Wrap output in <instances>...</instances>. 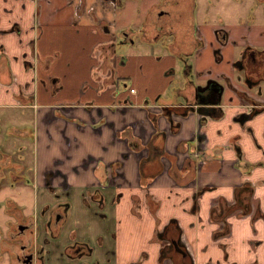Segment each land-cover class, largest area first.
Returning <instances> with one entry per match:
<instances>
[{
  "label": "crops",
  "instance_id": "1",
  "mask_svg": "<svg viewBox=\"0 0 264 264\" xmlns=\"http://www.w3.org/2000/svg\"><path fill=\"white\" fill-rule=\"evenodd\" d=\"M124 1L0 0V109L15 112L10 129L33 141L27 217L35 216L43 264H176L162 257L170 224L192 264H264V114L240 121L246 88L232 66L244 35L264 45V27L234 20L236 5L225 61L208 73L221 25H199V82L224 73L234 87L203 123V148L200 115L164 111L181 101L177 52L118 32ZM249 96L264 102V89ZM9 206L24 213V203ZM59 215L65 224L52 238L47 226ZM20 239L8 242L10 264ZM75 244L82 254L72 253Z\"/></svg>",
  "mask_w": 264,
  "mask_h": 264
},
{
  "label": "flooded vegetation",
  "instance_id": "2",
  "mask_svg": "<svg viewBox=\"0 0 264 264\" xmlns=\"http://www.w3.org/2000/svg\"><path fill=\"white\" fill-rule=\"evenodd\" d=\"M217 1L219 0L214 2V6L210 5L209 7V5H207L204 8L200 2L198 5L197 0H161L159 4L152 5L148 10L146 21L143 27L139 29L138 33L134 34L130 31L128 37L126 36V38L132 42L133 37L139 35L138 46L144 44L149 46L161 44L165 49L177 52L175 54L178 56V61L181 66L179 71L180 74H182L181 83L183 84V88L181 90L183 92L179 94L181 95L179 96L181 97V101L178 102L177 105L166 106L169 108H165V113H169L171 109L177 108L179 114L187 115L190 113L188 109H193L200 105L201 102L206 101L208 103H218L215 108L210 111V114L213 116L218 110H221L220 107L222 106L226 88H234L229 77L224 73L216 80L207 79L203 83H200L199 79L205 73L196 71L198 57L206 46V41L197 23L198 13L200 15L202 12L204 16L203 21H205L209 9L216 8L217 3L219 5ZM208 4L210 3L208 2ZM236 5L239 7L237 10H240V14L239 18L235 17L234 20L240 21V23L248 27H252L255 23L264 27V0H230L228 5L223 7L217 14L210 17L211 22L221 25L217 30L212 31L218 42V46L213 49V60L216 64H221L225 61L224 47L229 44L230 38V32L226 26L232 21L231 12L234 11ZM124 34L127 35L126 33ZM166 37L167 39L165 40ZM259 37H264V29L261 31ZM244 38L246 43L241 46L239 58L234 61L232 66L236 71L235 80L241 81L246 88V91L241 93L244 96L242 100L245 104L243 106L245 111L241 113L242 117L240 121L243 122V124H247L249 121L264 114V102L249 96L250 91L256 92L257 95L263 94L264 45L250 42L247 34L243 36V39ZM230 44L234 45L236 43L233 42ZM0 52H3L2 45H0ZM28 66L29 69L32 68L31 63H29ZM207 72L213 73V69H209ZM209 81H212V83H209ZM190 88L192 89L191 93H189ZM221 92L222 95H220ZM201 118L203 122L200 121L197 137L201 139L199 145L203 147L206 144L207 138L206 135L201 132V129L205 127L204 125L207 123L209 117L206 118L205 116H201ZM9 165H11L10 167L12 168L15 167L16 173H20L24 165V159L22 157L21 160L19 159L16 162L9 161ZM12 210L16 211L17 209L13 208ZM54 219L64 224L65 220L63 215H59ZM54 219L53 217L51 218L52 222ZM18 229L21 242L12 255L11 264H43L45 259L44 249L36 245L35 225L24 224L20 225ZM160 236L165 239L167 244V246L162 249L163 259L167 257L174 259L175 256L177 257L176 264H192L191 257L184 246L180 230L173 231V229L167 230L166 228L164 233H161ZM179 239H181L180 242ZM180 244H182V246ZM75 245L76 247L70 249L72 253H76L77 255L82 254L83 247L80 249L78 244ZM88 253H92V250H88Z\"/></svg>",
  "mask_w": 264,
  "mask_h": 264
},
{
  "label": "rangeland",
  "instance_id": "3",
  "mask_svg": "<svg viewBox=\"0 0 264 264\" xmlns=\"http://www.w3.org/2000/svg\"><path fill=\"white\" fill-rule=\"evenodd\" d=\"M160 2L161 0H125L122 8L119 9V21L117 26L118 32H122L123 30V32H126V29L129 28V30L134 34L138 33L139 29L143 27L144 22L146 21L148 9H150V4L154 5L159 4ZM197 2L198 5L200 2L202 7L205 8L207 5H209V7L210 5L214 6V2H216V0H197ZM208 2L210 4H208ZM217 2H219V5L217 3L216 8L209 9V11L207 12V19H205V21H203L204 16L202 15V12L200 15L198 13V25L210 24V17L217 14L223 7L228 5L230 0H219ZM124 26L128 27L125 28ZM116 37L118 41L117 49L122 52V43L124 42H122L123 38L119 35V33L116 34ZM139 37L140 36L137 35V37H133L132 39L136 42V45L139 43ZM167 37L165 38V40L167 39ZM214 64L215 67L213 70L217 68V64L215 62ZM181 75L182 74L178 75V79L180 80L182 79ZM227 89L225 90V97ZM4 116L8 117V119L4 120ZM15 121V112L2 111L0 109V145L5 150V152L0 153V163L5 164L8 159L10 160V162H16L19 159L21 160V158L23 157L25 168L21 170L22 172H24V180L15 182L17 179L15 178V181L14 179H12L13 175L18 174L15 172V167H10L11 165H9L8 163H6V165L4 166H1L0 164V175L4 177L0 180V264H10L11 257L10 254L6 252V248L9 249L8 242H10L13 237L21 238L18 227L24 224L31 225L32 221L35 222V216H33L32 220L27 217L33 215V195L31 194L30 198L26 197L29 194L30 190V187L28 186V184H26V182L29 178L30 172L33 170L34 146L32 138L30 136L27 135L24 137L20 134L17 135L15 131L10 129L13 124L17 123ZM20 137H22L23 139ZM3 157L5 158V160H3ZM9 202H15L19 204L24 203V213H21V211L20 216H15L16 214L12 215L13 212L10 209H13L14 207L9 206V210L6 209V205ZM64 224L57 222L55 219L53 220V222L51 219L49 220L47 227L52 238H57L60 235ZM5 238L8 239L5 240Z\"/></svg>",
  "mask_w": 264,
  "mask_h": 264
},
{
  "label": "water",
  "instance_id": "4",
  "mask_svg": "<svg viewBox=\"0 0 264 264\" xmlns=\"http://www.w3.org/2000/svg\"><path fill=\"white\" fill-rule=\"evenodd\" d=\"M126 33V32H125ZM125 35V34H124ZM128 35V34H127ZM126 35V36H127ZM132 43H135V41H133L132 40ZM209 83H212V81H209ZM208 88V87H207ZM201 90H204V89H201ZM220 95H222V92H221V94ZM216 104H218V103H216V102H211V103H208V102H206V101H203V102H201L200 103V105H198L197 107H195V108H193V109H188V111L191 113V114H194V113H197L198 115H200V116H205L206 118L207 117H211L212 115L210 114V111L211 110H213L214 108H215V106H216ZM165 108H169V107H165ZM165 108H164V110H165ZM178 111V109L176 108V109H171L170 110V114H175V113H178L177 112ZM189 113V114H190ZM188 115V114H187ZM180 240L181 239H179V242H180ZM181 246H182V244H180Z\"/></svg>",
  "mask_w": 264,
  "mask_h": 264
},
{
  "label": "trees",
  "instance_id": "5",
  "mask_svg": "<svg viewBox=\"0 0 264 264\" xmlns=\"http://www.w3.org/2000/svg\"><path fill=\"white\" fill-rule=\"evenodd\" d=\"M182 92H183V91H182L181 89H180V91H178L179 94L182 93ZM191 92H192V89L190 88V92H189V93H191ZM179 94H178V95H179ZM189 95H190V94H189ZM180 96H181V95H180ZM175 225H176V224H170V225L167 227V230H168V229L176 230L175 227H174ZM176 228H178V231L180 230L179 227H178V225H176Z\"/></svg>",
  "mask_w": 264,
  "mask_h": 264
},
{
  "label": "built area",
  "instance_id": "6",
  "mask_svg": "<svg viewBox=\"0 0 264 264\" xmlns=\"http://www.w3.org/2000/svg\"><path fill=\"white\" fill-rule=\"evenodd\" d=\"M135 90H132V92H134Z\"/></svg>",
  "mask_w": 264,
  "mask_h": 264
}]
</instances>
